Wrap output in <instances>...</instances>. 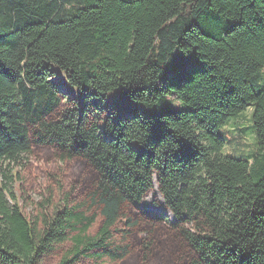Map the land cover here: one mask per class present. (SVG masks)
<instances>
[{
	"label": "trees",
	"instance_id": "1",
	"mask_svg": "<svg viewBox=\"0 0 264 264\" xmlns=\"http://www.w3.org/2000/svg\"><path fill=\"white\" fill-rule=\"evenodd\" d=\"M0 173V264H264V0H0Z\"/></svg>",
	"mask_w": 264,
	"mask_h": 264
},
{
	"label": "rangeland",
	"instance_id": "2",
	"mask_svg": "<svg viewBox=\"0 0 264 264\" xmlns=\"http://www.w3.org/2000/svg\"><path fill=\"white\" fill-rule=\"evenodd\" d=\"M58 87L64 91L70 90L65 84H59ZM108 100L112 101L111 98H108ZM250 113L251 108H245L236 116L232 117L229 122L219 130L220 136L225 141L222 150L223 153L248 157L251 155L250 153L257 150V142L250 128ZM0 180L6 182V179L2 177L1 173ZM33 197L37 198L36 194H34ZM139 205L147 208L150 212L157 211L169 217L172 216L164 207L163 199L159 194H157L156 197L154 194H149L139 203Z\"/></svg>",
	"mask_w": 264,
	"mask_h": 264
}]
</instances>
